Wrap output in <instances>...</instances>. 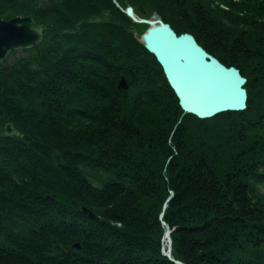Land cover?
I'll return each instance as SVG.
<instances>
[{
	"label": "trees",
	"instance_id": "1",
	"mask_svg": "<svg viewBox=\"0 0 264 264\" xmlns=\"http://www.w3.org/2000/svg\"><path fill=\"white\" fill-rule=\"evenodd\" d=\"M128 6L239 68L247 108L185 113ZM26 15L46 28L0 65V129L25 133L0 134V264H176L167 225L184 264H264V0H0Z\"/></svg>",
	"mask_w": 264,
	"mask_h": 264
},
{
	"label": "water",
	"instance_id": "2",
	"mask_svg": "<svg viewBox=\"0 0 264 264\" xmlns=\"http://www.w3.org/2000/svg\"><path fill=\"white\" fill-rule=\"evenodd\" d=\"M125 12L135 22L148 25L139 40L156 55L185 113L206 119L223 112L243 111L247 108L248 91L245 88L247 78L242 75L239 68L222 63L200 45L193 34L188 32L178 34L157 13H154L151 19H147L139 16L132 6L127 7ZM45 28L46 25L33 15L16 16L12 19L0 17V65L12 52L31 49L40 44ZM118 88L122 91L130 89V83L125 75L121 76ZM1 134L3 136L15 134L18 137L24 135L12 122L6 124ZM173 197L174 194L168 201ZM168 206L166 203L164 208L167 209ZM82 211L95 216L94 212L86 207H82ZM163 215L164 213L162 217ZM171 233L172 230L167 225L168 250L164 248V254L176 264H184L172 257ZM75 247L82 248L79 243Z\"/></svg>",
	"mask_w": 264,
	"mask_h": 264
},
{
	"label": "rangeland",
	"instance_id": "3",
	"mask_svg": "<svg viewBox=\"0 0 264 264\" xmlns=\"http://www.w3.org/2000/svg\"><path fill=\"white\" fill-rule=\"evenodd\" d=\"M219 4H221V7H223V8H226L227 9V7L224 5V3L223 2H218ZM136 11V10H135ZM158 14V13H157ZM139 15V14H138ZM153 15V14H152ZM152 15L151 16H149V17H147V19H151V17H152ZM159 15V14H158ZM140 16V15H139ZM142 17V16H141ZM143 18H146V17H143ZM168 23V22H167ZM170 24V23H169ZM171 25V24H170ZM148 28V27H147ZM144 31H146L145 29L143 30V32ZM183 33H187V32H183ZM189 33V32H188ZM136 34H138V33H136ZM141 34V33H140ZM143 34V33H142ZM141 34V35H142ZM139 35V34H138ZM139 37H141L140 35H139ZM140 39V38H139ZM211 53V52H210ZM28 55V53L27 52H25V51H23L22 49L21 50H18L17 51V53H16V56L17 57H26ZM16 56H8L9 57V60H8V62L6 63V65H8V64H11L13 61H14V59H15V57ZM6 61V60H5ZM4 61V62H5ZM3 62V63H4ZM2 63V64H3ZM127 79V78H126ZM119 84V83H118ZM130 88H131V85H130ZM8 123V122H7ZM7 123H5V125H3L2 126V128L0 129V134L2 133V132H4V129H5V126H6V124ZM15 126V125H14ZM16 127V126H15ZM17 129V128H16ZM18 130V129H17ZM19 131V130H18ZM23 134H25L24 132H22ZM2 135V134H1ZM13 135H15V134H13ZM12 135V136H13ZM3 136V135H2ZM17 136V135H16ZM24 136V135H23ZM7 137V136H6ZM8 137H10V136H8ZM61 165H64V164H60V167H62ZM65 166V165H64ZM79 242H77V243H74L73 244V248L75 249V250H80V249H77L76 247H75V245L76 244H78ZM80 244V243H79ZM64 247H68V246H63V248ZM82 247V246H81ZM70 248V247H69ZM71 250V248L69 249V250H66V251H70Z\"/></svg>",
	"mask_w": 264,
	"mask_h": 264
}]
</instances>
